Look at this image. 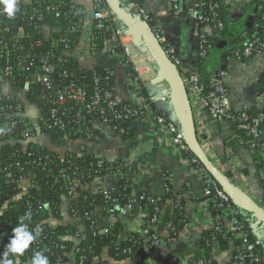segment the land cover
Segmentation results:
<instances>
[{"label":"trees","instance_id":"16d2710c","mask_svg":"<svg viewBox=\"0 0 264 264\" xmlns=\"http://www.w3.org/2000/svg\"><path fill=\"white\" fill-rule=\"evenodd\" d=\"M141 1L139 0L140 5H142ZM214 1L217 2V0ZM92 2L94 6L99 3L102 6L109 7L105 0H92ZM50 3H54L55 7L49 10L45 9ZM18 9L17 14L20 13L21 16L19 27L25 33L31 34L34 39H40L43 27L48 26L50 29L58 31L52 33L54 38L61 37L60 34L65 35L68 46L71 49L76 47L82 34L83 19L86 12L73 0H31L28 4L18 0ZM37 12L41 13L42 17L39 18ZM186 13H188L187 10ZM200 13L209 18L206 22H199L197 18L194 20L197 32L199 34L200 32L205 33L207 52L204 56L199 54L195 56L199 63L197 74L203 82L204 91L208 92L211 90L210 79L215 73V71L206 73L205 62L211 53L220 52L218 60L222 62L221 68L226 67L224 64L231 57H236L241 62L248 63L264 51V47H261L264 45V1L250 0L249 9L240 21L232 18L229 7L223 1L217 2V6L211 9L205 5L202 6ZM177 15H180V13ZM157 25L159 24L155 16L149 13L146 28L152 34L151 28ZM6 34L10 36L12 31ZM111 37L112 33L109 29L98 28L93 21L89 29L90 53L102 51L107 42L112 40ZM29 42L27 39L21 40L25 49L29 47ZM159 44L165 52L167 42ZM249 45H252L251 54L245 55L244 51ZM62 47L61 43L53 45L50 41L45 40L37 48L39 55L49 53L52 61L50 62L54 65V79L59 77L58 74L63 69H66L72 73L69 74L68 78L90 87L93 71L108 69L103 66L83 69L80 67L78 60L72 55L60 56ZM59 57L65 58L60 61L58 60ZM2 65L3 58L0 57V66ZM177 69L179 75L188 74L183 72L180 67ZM61 78L66 81L63 76L59 77V79ZM24 81L25 72L23 71L20 75H15L10 84L13 89L20 91L24 86ZM108 83L114 87L113 73L110 75ZM142 88L148 97V89L144 85ZM224 88L229 93L226 84ZM40 90L41 86L34 85L26 95L27 100L39 112L38 125L31 123L28 126L30 127V138L25 139L21 135V129L24 127L23 123L31 120L30 118H26L24 121H20L17 126H13L14 122L9 121L21 119L6 114H2L0 117V125L7 120L10 123L9 125L7 123L8 127L6 129L8 131L5 132L3 137H0V253L4 251L11 230L18 225L19 218L26 212L31 211L32 219L26 221L29 230L34 231L39 227L41 233L25 251L24 255L18 258V264H29L32 255L36 251H42L48 257L49 264H144L146 255L143 249L145 246H150L151 242L148 238L154 231L151 226L155 225L158 233H160V229L168 232L166 237L162 236L165 242L177 239L186 223L184 210L188 198L181 190L175 189L170 180L165 181L167 188L160 194L150 193L144 181L139 183L135 192L130 185V172L126 168L122 170V175L117 180L115 187L109 189L112 197L117 199V205L105 200L103 189H99L94 193L84 189L83 186L92 182L95 178H103L107 174L117 173L116 167L118 164L123 163V160L118 158L110 161L95 155H79L72 151L61 153L54 149L52 146L56 144L59 146L58 139L65 134L48 124L49 110L52 108V104L38 98ZM68 105L72 106L73 104L68 102ZM231 110L233 116L228 120V123L248 148L255 169L260 174L264 194V139L260 138L257 143H253V136L248 129L252 124L251 119L257 117L263 109L250 106L237 110L232 108ZM242 113L248 114L249 119L240 122L239 115ZM154 115L155 113L152 114V117ZM90 117L95 118L96 122H101L97 115ZM91 120L82 127L83 130L80 132H77L74 127L69 128L66 137L72 140L86 139L98 142L104 134L93 126ZM131 124V117L117 119L110 123L111 126H117L114 132H117L123 140H131L135 136ZM86 128L89 132H86ZM258 128L260 130L264 129V119L260 120ZM42 134L51 137L47 141L49 145H52L51 147L47 144H40L39 141L35 140L38 135ZM195 137L201 145V137L204 138L205 133L198 134L195 129ZM180 155L193 156L198 159L190 148L185 152L181 151ZM99 159L103 161L101 167L96 165ZM200 164L205 168L201 162ZM98 168L99 170H96ZM225 176L230 178L231 173L227 170ZM26 178H28V184L24 189L22 181ZM71 184L74 186L75 191L70 194ZM218 186L221 188L220 184ZM133 192L152 195L155 201L140 199L136 205H133L131 211L123 212L122 216L116 218L115 221L111 223L108 221L105 224L108 227L107 233H97L96 229L100 226L97 225V219L92 215L93 211L98 208L101 215L108 219L111 209L116 207L114 213L117 215L118 212L121 213L125 210V204L133 197ZM204 199L209 204L208 212L212 227L204 230L202 236L196 240L194 255L185 264H197L198 261H202L201 264H216L215 253L227 249L231 245L234 249L230 264H233L236 262L234 255L239 240L224 232L223 229L217 230L214 228L215 217L218 213L223 212L224 208L221 209L215 206L218 201L210 195L198 197V200L204 201ZM231 200L230 204L239 207L236 201ZM63 201L68 202L70 215L80 217L79 221L74 219V222L69 224H67L68 221H63L64 215L61 210ZM258 203L260 205V201ZM137 209L145 210V224L141 226L139 231L128 232L123 235L125 221ZM154 215H156V221L152 223L150 220ZM239 217L244 221L247 230L251 232L250 224L245 221V217L241 214ZM53 221L56 223H52ZM92 221H95V223ZM143 228L146 232L145 235ZM250 238L253 239V236L250 235ZM128 248H131V250L128 251ZM256 252L261 258L264 257L262 247L257 246ZM246 264L253 263L247 260Z\"/></svg>","mask_w":264,"mask_h":264},{"label":"crops","instance_id":"0c3cea01","mask_svg":"<svg viewBox=\"0 0 264 264\" xmlns=\"http://www.w3.org/2000/svg\"><path fill=\"white\" fill-rule=\"evenodd\" d=\"M181 1H187L196 7L202 2V0ZM222 1L229 7L230 15L236 21L243 18L250 5V0ZM73 2L85 10L86 16L83 19L82 34L76 47L65 52V54L75 57L83 69H91L95 66L110 69L114 75V90L118 101L131 102L137 98L134 92L139 87L138 82L132 80V74H135L132 69L133 65H136L142 74L141 86L144 85L148 91L151 90L152 86H150V80L147 81L145 77L150 74L152 68L155 69L157 77L164 80L161 68L150 63V50L141 34L134 27L123 23L121 20V25L125 29L124 45H122V53H120L122 56L112 55L109 50L108 52L90 53L89 29L93 18L90 19L89 15L94 9V5L92 0H73ZM141 3L147 12L155 15L165 41L175 48L177 55L182 60L181 70L186 73H197L199 63L195 56L197 54V41L192 15L183 12L180 15L161 14L162 11L168 10V0H142ZM17 15L11 19L5 16V23L11 29H16L19 25L20 19ZM113 42L114 40H110L107 43L112 45ZM219 56V51L209 55L205 62L206 73L214 72L222 66V62L218 60ZM224 66L229 69V75L225 82L230 93V106L233 109L264 105V51L259 57L251 59L248 63L231 57ZM136 73L138 74V72ZM3 89L6 91V88ZM21 101L24 104L23 116L30 118L33 124H38L39 112L35 106L25 96ZM186 113L190 120L195 123V129L201 122L203 129L208 133L204 152L207 153L206 157L212 165L215 168L224 167L223 173L221 172L224 176L228 170L231 177L225 176V178L232 184L233 188L250 197L258 205V201L264 198L260 174L257 173L249 150L242 139L234 132L228 122L213 120L202 104H198L196 110H192L190 106V112L186 110ZM93 125L104 134L98 142L86 139L63 140L59 146L56 143L52 146L47 143L51 139L47 134L38 135L35 140L39 141L40 144L52 146L61 153L72 151L79 155H95L110 161L122 159L123 162L129 164L132 179L138 176L137 173H142V176L144 173L145 186L153 194H160L165 190L163 177L166 173H170L171 184L175 189L181 190L188 198L184 210L186 223L177 239L166 241L162 250L159 253H152L147 260L155 264L187 263L194 255L196 240L202 236L204 230L212 227L210 216L203 207L201 200H198V197L201 196V185L196 171L187 159L177 153L165 129L156 125L151 119L132 121L131 125L135 131V136L131 140H123L117 132L101 122H95ZM261 138L264 139V129L261 130ZM119 178L120 176L116 173L107 174L103 178H95L83 188L92 193L101 188L112 189ZM27 184L28 178L22 181V187L25 189ZM159 187H162L163 190L156 193V189ZM238 204L239 208L247 215L256 216L243 202ZM61 210L64 215L63 221H68L67 224L73 223L74 218L70 215L67 201H63ZM122 212L126 213V210ZM93 213L97 218L98 226H104L108 222V219L101 215L98 208ZM136 221L132 223V228L139 231V220ZM52 223L56 222L53 221ZM258 230L264 238V225H261ZM160 233L165 237L168 234L166 230L162 229H160ZM233 249L234 247L231 245L227 249L216 252L214 255L216 264H230Z\"/></svg>","mask_w":264,"mask_h":264},{"label":"built area","instance_id":"2783aa9c","mask_svg":"<svg viewBox=\"0 0 264 264\" xmlns=\"http://www.w3.org/2000/svg\"><path fill=\"white\" fill-rule=\"evenodd\" d=\"M22 1L25 4L31 2V0ZM117 1L123 6L124 10L129 15L135 17L141 24L146 26V23L149 19V13L142 5H140L139 0ZM220 1L222 0H217V2ZM217 2L214 0H208L204 2L202 1L201 5L196 7V5H189L187 1L168 0L169 8L168 10L162 11L161 14L177 15L183 12L185 14L192 15L193 27L197 41V54L204 56L207 52V39L205 38L204 32H200V34L197 32L194 20L195 18H197L199 22H206L209 20L208 16L202 15L200 13V9L204 5L210 9L216 7ZM54 7V3H50L45 7V9L49 10ZM93 10L95 12L93 21L96 23V26L98 28L101 27L109 29L112 33L111 38L115 42H113L114 44L112 43V45L108 44V42L100 52H108L109 50L112 55H121V47L124 45L125 29L121 25L119 17L110 7L102 6L99 3L94 6ZM186 10L188 13H186ZM37 13L39 18L42 17L41 13ZM17 16L20 19V13H18ZM5 21V16L0 15V57L3 58V65L0 66V117L2 114H6L10 117L20 118L21 120L9 121L14 122V124H12L13 126H17L20 121H24L26 118L22 116L24 114V104L21 100L23 96L26 97L27 92L32 86L39 85L41 86V90L39 91L38 98L52 104V108L49 110L48 124L65 134L58 139L59 142L63 140H72L66 137V132L69 130V128L74 127L76 128L77 132H80L83 130L82 127L86 125L87 122H90L91 119L92 124H94L96 120L90 116L97 115L101 120V123L108 125L113 131H115L117 126H111V122L117 119H127L131 117L132 121L151 119L156 125L163 127L178 154H180L181 151L185 152L188 150L189 147L184 140L182 130L178 125V120L174 113L168 84L165 80H161L157 77V73L154 68H152L149 72L150 74L145 77L147 81L150 80V86H152L147 97L140 83L142 74L139 72V69H137L136 65L132 66V69L135 72V74H132V80L137 81L139 87V89L135 90L134 92L137 98L135 101L121 104V101H118L116 98L113 85H109L108 83V81H110V75L112 74L110 69H105V71L94 70L90 87L77 83V81L74 79L68 78L69 74L72 73L68 72L66 69H63L58 74L59 77L63 76V79H66V81H63L62 78L59 79V77L56 79L53 78L54 65L51 63L52 61L50 59L49 53L39 55L37 48L42 45L43 41L45 40L50 41V43L53 45L61 43L63 47L61 48L60 56H69L65 54V52H69L72 49L68 46V40L64 37L65 35L60 34L61 37L56 39L52 36V33L58 31L50 29L48 26H44L42 29L43 31L40 33L41 38L34 39L31 34L29 35L25 33L23 29L19 27V25L16 27V29H11L8 27ZM151 29L153 32L152 35L158 43L165 42V37L159 25L154 26ZM9 31H12L10 36L6 34ZM22 39H27V41H30L28 48H24L21 43ZM261 47H264V45ZM251 51L252 45H249L245 49L244 53L245 55H250ZM150 53V63L158 65L154 56ZM164 53L168 60L172 62L176 68L182 65V60L177 55L175 48L169 43L165 45ZM261 53H259L257 57H259ZM64 58L65 57H59L58 60L62 61ZM23 71L25 72L23 88L20 91L18 89H13L11 87L10 81L14 79L15 75H20V73H23ZM136 72H138V74ZM228 75L229 69L227 67H221L217 69L210 79L211 90L205 92L204 86L202 84L203 82L197 73L181 74V83L186 89L192 110H196L197 105L202 104L204 105L207 112H209V115L213 120L228 122V120H230L233 116L231 110L232 107L230 106L229 102L230 94L224 88ZM3 88H6V91H4ZM68 102H71L73 105L69 106ZM260 108H262L263 111L259 113L257 117L251 119L252 124L248 127L249 132L253 136V143H257L261 138V130L258 128V126L260 120L264 119V105L260 106ZM153 113H155L154 117H152ZM239 119L240 122H242L249 119V116L246 113H242L239 115ZM7 121H4L0 125V128L6 129V127H8L10 124ZM31 123L32 121L30 120L23 123L24 127L21 129V135L25 139H28L31 136L30 127H28ZM196 130L198 134L205 133V137H201V145L199 144L202 151L204 152V147L208 141V133L205 129H203L201 122L199 123ZM86 132H89L87 128ZM4 135L5 132H0V137H3ZM204 154L207 155L205 152ZM182 157L187 159L188 163L196 171L200 180L201 195L212 196L213 199L218 201L215 206L221 209L224 208L223 212L216 215L214 228L217 230L223 229L224 232L229 233V235L239 240V245L237 246L236 253L234 255V260L236 262L233 264H246L247 260L253 264H264V257L261 258L256 252L257 246H260L264 249V238L260 235L258 230L261 225H264L263 222L257 216L250 217L239 207H235L230 204V201H232L231 196L222 187L220 188L218 186L216 180L205 170V168L201 166L199 160L196 157ZM102 164L103 161L101 159H99L96 163L98 167H101ZM124 168L128 169L130 172L129 164L127 162H123L117 165L116 174L121 177L122 170ZM217 169L222 173L224 171V167H218ZM96 170H99V168ZM130 175L131 174L129 173L130 185L133 191L136 192V188H138L139 183L143 181L144 173L143 176L142 173H137L138 176H136L135 179H132ZM170 177V173L165 174L163 177L165 188H167L165 181L170 180ZM101 189H103L102 192L105 200L117 205V199L112 197L109 189ZM74 191L75 188L71 184L69 193H74ZM135 192H133V197L130 199V201L125 204L124 209L126 212L131 211L133 205H136L140 199H146L151 202L155 201L152 195H146L144 193L137 194ZM201 202L210 216L208 212V201L204 199V201L202 200ZM258 206H260V208L264 211V198L260 200V205L258 203ZM114 208L110 211L111 213L108 217L109 223L122 216L123 212H118L116 215L114 213ZM240 214L243 215L245 217V221L250 224L251 232L247 230L244 221L240 219ZM92 215L96 218L94 213H92ZM145 217V210L137 209L134 214L125 221L123 235H126L128 232L136 231L132 228V223L136 220H139V229H141V226L145 224ZM73 218L79 221L80 217L73 216ZM150 221L152 223L155 222L156 215H154ZM92 222L95 223V221ZM151 228L154 230L148 238L150 239L151 244L150 246H145L143 249V252L146 255V262L144 264H155L153 262H148L147 259L152 253H159L165 244L161 233L157 232L156 226L152 225ZM96 231L99 234L107 233L108 227L106 225L100 226L97 227ZM143 233L144 235L146 234L144 228ZM250 235L253 236V239L250 238ZM127 250L130 251L131 248H128ZM201 263L202 261H198L197 264Z\"/></svg>","mask_w":264,"mask_h":264},{"label":"water","instance_id":"95a60500","mask_svg":"<svg viewBox=\"0 0 264 264\" xmlns=\"http://www.w3.org/2000/svg\"><path fill=\"white\" fill-rule=\"evenodd\" d=\"M105 1L123 23L134 27L141 34L142 39L146 42L158 66L161 68L163 79L167 82L170 89L175 116L182 130L184 140L190 150L197 155L199 161L204 165L206 170L231 196V198L237 203L243 202L264 224V211L260 208V206H258L250 197L236 191L232 184L225 178L224 175L221 174L217 168L214 167V165H212L210 160L202 151L195 137L194 123L190 120L188 114L186 113V110H189L190 112L189 101L187 98L186 89L181 83L180 75L176 66L168 60L160 44L148 31L145 25L141 24L135 17L129 15L117 0ZM94 13V10L90 12V19L94 17ZM33 114H35L34 111ZM162 190L163 188L159 187L156 189V193Z\"/></svg>","mask_w":264,"mask_h":264},{"label":"clouds","instance_id":"9594fccd","mask_svg":"<svg viewBox=\"0 0 264 264\" xmlns=\"http://www.w3.org/2000/svg\"><path fill=\"white\" fill-rule=\"evenodd\" d=\"M18 10V0H0V15L11 19L15 17ZM6 131L8 129L0 128V132ZM31 219V211H28L19 218L18 225L12 228L4 251L0 253V264H18V258L23 256L29 246L40 236L41 229L39 227L34 231L29 230L26 221H31ZM29 264H49V259L42 251H36Z\"/></svg>","mask_w":264,"mask_h":264},{"label":"rangeland","instance_id":"374dc122","mask_svg":"<svg viewBox=\"0 0 264 264\" xmlns=\"http://www.w3.org/2000/svg\"><path fill=\"white\" fill-rule=\"evenodd\" d=\"M263 235H264V233H263Z\"/></svg>","mask_w":264,"mask_h":264}]
</instances>
